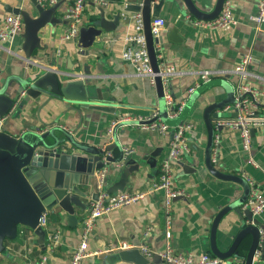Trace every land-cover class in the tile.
I'll return each instance as SVG.
<instances>
[{"label":"crops","instance_id":"obj_1","mask_svg":"<svg viewBox=\"0 0 264 264\" xmlns=\"http://www.w3.org/2000/svg\"><path fill=\"white\" fill-rule=\"evenodd\" d=\"M59 1L60 5L54 13L57 22L45 25L38 32L41 51H37L29 60L24 59L21 34L14 35L0 46V63H4L9 74L24 75L26 68L31 67L29 64L41 65L40 62H43L50 66L54 58L57 66L64 69L68 65L67 57H70L74 71H89L88 74L82 75L98 85L106 95L111 94L116 105L115 111L91 108L75 111L70 105L55 101L38 112L37 102L25 103L21 97L23 93H15L16 102L12 111L6 115L1 129L20 135L26 131H34L37 126L41 131H46L50 128L46 123L53 121V125L71 132L81 143L103 146L110 140L106 128L111 120L122 114L147 115L151 110L158 109L155 86L151 85L146 77L135 75L132 64L120 59V51L124 47L123 35L132 30V20L129 17L133 14L125 10V5L136 0H109L108 7L89 4L83 9L84 21L101 20L107 24L102 37L112 39L110 49H102V46L96 51L90 48L87 54H79L75 41L60 42V36L67 26L64 18L67 2ZM257 1L237 0L233 13L238 23L223 30L208 32L193 27L185 19L189 13L180 0H164L158 17H162L168 25L163 28L158 42L163 49L164 64L173 65L176 70L182 72L169 77V91L175 98H180L189 86L199 82L201 71L204 70L218 72L210 80L225 79L231 82L233 87L237 76L232 74L231 70L245 53L253 56L247 69L248 81L259 89H264V24L257 25L249 19V16L255 13ZM193 2L200 9L210 11L215 0ZM31 4V0H0V19L8 14L3 10L5 5L31 11ZM97 7L103 8L101 16ZM122 14L127 18L123 19ZM172 27L176 29L175 38L168 33ZM56 49L62 51L58 56L54 55ZM206 82H201L199 86ZM13 86L16 88L17 84L13 83ZM224 96L222 87L211 86L199 94L193 103V110L186 114L184 121L194 124V128L188 133L191 152L175 164L172 179V185L180 189L183 195L180 199H172L168 208L165 206L164 191L150 192L149 189L152 181L159 176L160 164L168 152L169 136L141 131L136 125L117 128L119 146L132 147L134 151L131 156L134 159L138 160L146 155L154 159L153 165L144 161L138 172L130 175L124 188L126 191L147 194L136 204L114 210L97 219L88 243L90 255L81 264H125L121 261H108L110 255L104 259L98 258V255L105 247L116 251L134 244H139V247L145 244L157 250H162L168 244L177 253H210L209 233L214 216L242 193L240 185L215 178L203 163L207 142L203 108ZM179 114L170 118L166 113L168 119H175ZM225 116L228 114L225 113ZM40 120L45 124H40ZM214 135L219 136L217 168L223 172L251 177L264 193V128L251 131L250 153L242 149L237 131L215 129ZM119 151L120 147L114 146L108 154L115 157ZM117 177V173L105 175L106 189ZM85 188L87 191L88 188ZM83 201L87 203L88 199ZM85 212L86 208L74 207L75 221L72 223L60 208L47 212L46 233L56 230L60 232V243L54 248L49 246L46 239L43 244L38 243L37 236L31 229L20 227L16 238L5 242V250L0 253V264H34L42 256L46 257L45 264H67L72 249L78 244L81 218ZM242 217L244 220L240 222L236 214L229 212L219 222L217 243L221 249L227 248L239 231L240 225L247 221L245 216ZM253 217L263 225V232L264 210ZM148 227H151L150 234L144 237L143 232ZM263 236L260 239L263 246L259 242L253 263L259 260L263 253L261 264H264ZM249 240L250 238H247V246Z\"/></svg>","mask_w":264,"mask_h":264},{"label":"water","instance_id":"obj_2","mask_svg":"<svg viewBox=\"0 0 264 264\" xmlns=\"http://www.w3.org/2000/svg\"><path fill=\"white\" fill-rule=\"evenodd\" d=\"M180 1L187 13L200 20H211L216 17L223 3V0H215L212 9L206 11L197 7L193 0ZM60 2L42 6L36 0H31V11L15 6L3 7L5 12L19 14L22 19L21 51L24 59L29 60L37 51H41L42 45L38 32L45 25L57 22L54 13ZM163 3L164 0H136L125 5V10L132 14L140 13L143 19V33L150 64L155 73L158 111L162 121L172 126L179 125L184 121L186 114L193 110V103L202 91L214 85L222 87L225 91L223 98L208 103L203 108V121L207 132L203 163L215 178L240 185L242 193L237 199L223 206L214 216L209 233L210 254L219 258L238 256L239 247L245 239L250 238L244 255V264H261L263 253L255 263H253V257L259 242L263 246L262 240L260 241L264 234H261L263 225L253 217L248 208L241 209L248 196L249 185L243 175L218 169L216 166L218 157L216 163L211 161L215 129L223 128L221 125L216 126L215 122L225 117V114L221 112L222 107L233 102L232 83L225 79H212L197 86L188 96L179 116L175 119L167 118L154 51V43L161 39V35L153 38L150 33V20L160 15ZM97 8L101 16L103 8ZM165 25L167 27L168 22L165 21ZM106 28L107 24L95 19L81 24L75 42L79 54L89 53L88 50L96 44ZM175 31L176 29L172 27L168 33L175 38ZM67 63L64 69L57 66L55 58L51 67L43 62H40L41 65L29 64L32 68H26L24 75L9 74L5 70L4 63H0V117L12 111L16 102L15 93L18 95L23 93L21 97L25 103L37 102L38 112L55 101L66 103L75 111L91 108L114 112L116 105L111 94L106 95L98 85L87 76H83L89 71L85 72L83 69L82 73L74 71L70 57H67ZM13 83L17 84L16 88ZM50 111L53 110L50 109ZM40 124L45 123L40 120ZM53 124V121L46 123L50 126L46 131H41V128L37 126L34 131H26L20 135L0 130V253L5 250L6 241L16 238L20 227L31 229L37 236V242L43 244L46 231L38 224L42 213L60 208L67 214L71 223L75 221L74 207L86 208L87 203L83 199H96L95 171L106 164H108L106 176L118 174L117 180L107 188L109 193L124 190L130 175L133 172L137 173L144 161L153 165L152 156H141L136 160L131 154L123 155L116 130L118 127L130 126L131 123L116 125L109 135L110 140L103 146L83 144L74 138L71 132ZM114 146L120 147L119 154L115 157L108 154ZM85 187L88 188L87 191ZM180 198H182L180 195L173 197V199ZM229 212L236 214L240 222L244 220L242 215L247 221L240 225L239 231L227 248L221 249L217 243V227L221 219ZM107 255H110L108 261L112 263L121 261L125 264H163L158 253L147 256L140 251L139 244L122 247L116 251L105 247L98 258L104 259Z\"/></svg>","mask_w":264,"mask_h":264},{"label":"built area","instance_id":"obj_3","mask_svg":"<svg viewBox=\"0 0 264 264\" xmlns=\"http://www.w3.org/2000/svg\"><path fill=\"white\" fill-rule=\"evenodd\" d=\"M42 6H50L59 0H36ZM67 7L64 12V18L67 21L65 32L60 36V42L75 41L77 38L78 28L85 23L83 18V9L91 4L102 7L109 6V0H64ZM237 0H223L220 12L211 20H200L193 18L187 14L185 19L195 28H201L206 31H219L238 23L233 13V6ZM122 18L127 16L122 14ZM132 20V30L127 31L123 35L124 47L120 51V59L132 64L133 71L137 76L146 77L149 83L155 86V73L152 70L149 55L146 46V40L143 33V19L140 13H135L129 17ZM249 19L257 25L264 24V0H258L255 13L249 16ZM22 19L19 14L8 13L0 19V46L2 43L9 41L14 35L22 32ZM165 28V20L162 17H152L150 20V33L153 38H158ZM97 39L93 48L98 51L102 49H110L111 38L102 37ZM102 37V38H101ZM154 51L159 67L163 100L167 115L176 117L183 109L188 96L195 90L201 82L210 80L211 77L217 75L216 71H201V80L189 86L180 98H175L169 91V77L174 73H182L176 70L173 65L164 64V53L159 42L154 43ZM60 49H56L55 56L61 54ZM253 56L245 53L240 60L233 66L231 72L237 76V81L233 85V102L222 107L221 112L227 113L222 119L215 122L216 126L221 125L223 128L237 131L240 135L242 149L250 153L251 149V131L254 129L264 128V89H259L251 84L247 77L248 66ZM232 114V115H231ZM6 116L0 117V130ZM120 123H131L136 125L139 130L154 132L162 136H169L168 152L162 160L159 168V176L153 180L149 191H164L165 206H170V201L175 196L183 195L180 189L175 188L172 184L174 176L175 164L178 163L185 154L191 152V143L188 133L194 128V124L190 121H183L181 124L171 126L162 121L159 116L158 109L151 110L147 115H127L122 114L111 120L106 128V134L111 135L113 128ZM218 135H214L213 148L211 151V161H217V142ZM132 147L123 146V155L133 153ZM107 165L95 171L97 177V197L96 199H88L86 212L81 218V228L79 232L78 244L72 249L67 264H81L82 261L90 255L89 239L90 233L95 226L97 219L111 213L122 207L136 204L141 200L147 192H131L119 190L109 193L105 186V173ZM249 185V193L246 200L242 204V208H248L251 213L256 216L264 210V193L259 188L258 183L249 176L243 175ZM38 224L45 229L47 224V213H42L39 217ZM151 227L144 230V237L150 234ZM261 233H264L261 231ZM45 239L51 248L60 243V232L46 233ZM140 251L151 256L158 253L163 264H244V256H231L227 258H219L207 252L194 253L192 251L186 253L174 252L167 244L162 250L151 249L143 244ZM256 252V250H255ZM257 254V252H256ZM46 257L42 256L34 264H45Z\"/></svg>","mask_w":264,"mask_h":264},{"label":"trees","instance_id":"obj_4","mask_svg":"<svg viewBox=\"0 0 264 264\" xmlns=\"http://www.w3.org/2000/svg\"><path fill=\"white\" fill-rule=\"evenodd\" d=\"M247 242H248L247 239H245L244 242L242 243V245L239 247V249H238L239 255L238 256H244L245 255L246 248H247Z\"/></svg>","mask_w":264,"mask_h":264}]
</instances>
